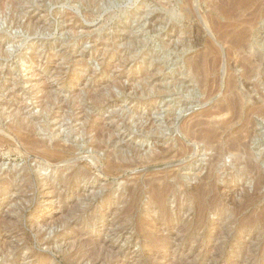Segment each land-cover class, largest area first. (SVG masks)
Listing matches in <instances>:
<instances>
[{
    "label": "rangeland",
    "instance_id": "obj_1",
    "mask_svg": "<svg viewBox=\"0 0 264 264\" xmlns=\"http://www.w3.org/2000/svg\"><path fill=\"white\" fill-rule=\"evenodd\" d=\"M230 1L0 0V264H264V0Z\"/></svg>",
    "mask_w": 264,
    "mask_h": 264
},
{
    "label": "bare ground",
    "instance_id": "obj_2",
    "mask_svg": "<svg viewBox=\"0 0 264 264\" xmlns=\"http://www.w3.org/2000/svg\"><path fill=\"white\" fill-rule=\"evenodd\" d=\"M228 1H230V0H228ZM235 1H236V0H235ZM239 1H240V0H239ZM251 1H252V0H243L244 4H245V2H251ZM220 2H221V1H219V4L216 3V4H217V7H218L220 4L222 5V3H220ZM225 2H227V1H224L223 3H225ZM230 2H231V5H232V0H231ZM230 2H229V4H230ZM237 2H238V1H236V3H237ZM241 2H242V0L240 1V3H241ZM12 3H13V2H12ZM23 3H24V2H23ZM236 3H235V4H236ZM1 4H2V3H1ZM242 4H243V3H242ZM242 4H240V6H241ZM221 5H220V6H221ZM237 5H238V4H237ZM246 5H247V4H246ZM0 6H1V5H0ZM227 6H230V5H227ZM232 6H233V5H232ZM235 6H236V5H234L233 9H234V11L236 12V11H237V10H236V9H237V6H236V7H235ZM247 6H249V4H248ZM3 7H4V6H3ZM10 7H11V6H10ZM213 7H214V6H213ZM217 7H216V10H217ZM230 7H231V6H230ZM243 7H244V5H243ZM258 7H259V6H258ZM0 8H1V7H0ZM14 8H15V7H14ZM223 8H224V6H223ZM225 8H228V7H225ZM225 8H224V9H225ZM235 8H236V9H235ZM244 8H245V7H244ZM256 8H257V7H256ZM219 9H220V8H219ZM233 9H232V8L225 9V10H223V13L225 14V16H227V15L229 16V15L233 12ZM238 9H239V8H238ZM241 9H242V8H241ZM1 10H2V9H1ZM217 11H219V10H217ZM220 11H221V10H220ZM242 11H243V10H242ZM253 11H254V10H253ZM256 11H257V10H256ZM221 12H222V11H221ZM221 12H220V13H221ZM217 13L219 14V12H217ZM233 13H234V12H233ZM237 13H238V11L236 12V14H237ZM252 13H253V12H252ZM221 14H222V13H221ZM236 14H234V15H236ZM250 14H251V13H250ZM237 15H239V14H237ZM242 15H243V14H242ZM262 15H263V14H262ZM223 16H224V15H223ZM230 16H231V15H230ZM244 16H245V15H244ZM263 16H264V15H263ZM237 17H238V16H237ZM247 17H248V16H247ZM253 19H254V18H253ZM3 20H4V19H3ZM243 20H244V19H243ZM248 20H249V19H247L246 22H249ZM254 20H256V19H254ZM7 21H8V20H7ZM239 21H240V20H239ZM244 21H245V20H244ZM250 21H251V20H250ZM213 22H214V21H213ZM251 22H252V21H251ZM6 24H7V23H6ZM10 24H11V23H10ZM219 24H220V23H219ZM219 24H218V25H219ZM231 24H232V23H231ZM216 25H217V24H216ZM216 25H215V27H216ZM223 25H224V24H223ZM223 25L220 24V25H219L220 28L223 27ZM226 25H227V23H226ZM235 25H236V24H235ZM232 26H234V25H231V27H232ZM236 27H237V26H236ZM218 28H219V27H218ZM223 28H224V27H223ZM223 28H222L221 30H223ZM225 28H226V27H225ZM226 29H227V28H226ZM228 29H230V28H228ZM218 30H219V29H217V31H218ZM226 31H227V30H226ZM244 32H245V31H244ZM224 33H225V32H223V35H224ZM219 35L222 36V34H220V33H219ZM225 35H226V34H225ZM225 35H224V36H225ZM238 35H239V37L235 40V43H236V44H240V43L243 41V39H244L243 34L240 35V33H239ZM238 35H237V36H238ZM245 35H246V34H245ZM223 40H224V39H223ZM233 40H234V39H233ZM225 42H226V41H225ZM231 43H234V42H231ZM231 43H229V44H231ZM236 44H235V45H236ZM235 45H233V46L235 47ZM241 45H242V44H241ZM243 46H245V45H243ZM236 47H237V46H236ZM25 48H26V47H25ZM32 48H33V47H32ZM238 48H239V47H238ZM242 48H243V47H242ZM235 49H236V48H235ZM260 59H261V58H260ZM199 60H200V59H198L197 61H199ZM199 64L201 65V62H200V61H199ZM192 67H193V65H192ZM199 67H200V66H199ZM209 68H210V67H209ZM244 68H245V67H244ZM195 69H197V68H195ZM249 69H250V68H249ZM200 70H201V69H200ZM194 72H195V71H194ZM201 72H202V71H201ZM201 75H202V74H201ZM197 76L200 77V74L197 75ZM199 80H200V79H199ZM153 81H154V80H153ZM210 87H211V86H210ZM148 91H149V90H148ZM141 93H142V92H141ZM232 102H233V101H232ZM232 102H231V103H232ZM234 103L237 104L236 101H235ZM234 103H232V104H234ZM230 105H231V104H230ZM224 106H225V105L222 106L223 109H221V111L225 109ZM262 106H263V105H262ZM41 107H42V106H41ZM45 107H46V106H45ZM216 107H217V106H216ZM233 107H235V106H233ZM219 108H221V107H219ZM236 108H238V105L236 106ZM260 108H261V106H260ZM43 109H44V107H43ZM255 109L257 110V107H255ZM255 109L253 110L254 112L256 111ZM258 109H259V108H258ZM259 110H260V109H259ZM262 110H263V109H261L260 111L262 112ZM217 111H218V110H217ZM224 111H226V110H224ZM234 111H235V110H234ZM236 111H238V109H237ZM236 111H235V113H237ZM249 111H250V110H249ZM260 111H258L259 114H261ZM209 113H210V112H209ZM217 113H218V112H217ZM233 113H234V112H233ZM251 113H253V112L251 111ZM251 113H250V114H251ZM262 113H263V112H262ZM210 114H211V113H210ZM248 114H249V113H248ZM250 114H249V115H250ZM263 114H264V113H263ZM236 116H237V115H236ZM262 116H263V115H262ZM234 118H235V117H234ZM236 118H237V117H236ZM237 119H238V118H237ZM248 119H250V118L248 117ZM248 119H247V120H248ZM235 120H236V119H235ZM247 120H246V121H247ZM233 121H234V120H233ZM149 122H150V121H149ZM151 122H152V121H151ZM228 122H229V121H228ZM228 122H227V123H228ZM231 122H232V121H231ZM231 122H230V123H231ZM244 122H245V121H244ZM250 122H251V121H250ZM25 123H26V122H25ZM246 124H247V122H246ZM246 124H245V125H246ZM248 124H249V122H248ZM248 124H247V125H248ZM222 125H223V124H222ZM225 125H226V124H225ZM245 125H244V126H245ZM247 125H246V126H247ZM251 125H252V123H251ZM244 126H243V127H244ZM246 126H245V127H246ZM11 127H12V126H11ZM11 127H10V129H11ZM247 127H249V126H247ZM251 127H252V126H250V128H251ZM221 128L224 129V127H222V126H221ZM221 128H220V129H221ZM241 129H243V128H241ZM31 130H32V129H31ZM31 130H30V132H31ZM204 130H205V129H204ZM239 130H240V129H239ZM239 130H238V132H239ZM9 131H10V130H9ZM199 131H200V130H199ZM209 131H210V130H209ZM214 131H215V130H214ZM217 131H218V130H217ZM241 131H242V130H241ZM243 131H244V132H243L244 134L247 132V131H245V129H244ZM248 131H249V130H248ZM13 132H14V131H13ZM193 132H194V131H193ZM200 132H201V131H200ZM202 132H204V133L206 132V133H207V129H206V131H202ZM210 132L212 133V131H210ZM210 132H209V134H210ZM96 133H97V132H96ZM96 133H95V134H96ZM189 133H190V134H193L194 136H197V135H198V134L195 135V134L192 133V132H189ZM206 133H205V135H206ZM233 133H234V132H233ZM240 133H241V132H240ZM214 134H215V133H214ZM217 134H219V132H217ZM236 134H238V133H236ZM246 134H247V133H246ZM15 135H16V134H15ZM98 135H99V134H98ZM100 135H101V134H100ZM193 135H192V136H193ZM202 135H204V134L202 133ZM227 135H228V134H227ZM241 135H242V134H241ZM17 136H18V135H17ZM199 136H200V133H199ZM246 136H247V135H246ZM246 136H245V138H246ZM24 137H25V135H24ZM24 137H23L22 139H24ZM98 137H99V136H98ZM190 137H191V136H190ZM204 137H205V136H204ZM204 137H203V138H204ZM239 137H240V135H239ZM26 138H27V135H26ZM45 138H46V137H45ZM199 138H201V137H199ZM205 138H206V137H205ZM205 138H204V140L206 141ZM211 138H212V135H210V136L208 137L207 142H210ZM243 138H244V137H243ZM12 139H14V138H12ZM20 139H21V138H20ZM29 139H30V138H29ZM201 139H202V138H201ZM25 140L28 141V138L25 139ZM31 141H33L32 138H31ZM211 141H212V140H211ZM215 141H216V140H215ZM29 142H30V140H29ZM33 142H34V141H33ZM33 142H32V144H33ZM38 143H39V142H38ZM58 143H59V142H58ZM226 143H227V142H226ZM233 143H234V142H233ZM241 143H242V142H241ZM56 144H57V142H56ZM230 144H231V143H230ZM230 144H227V146L230 145ZM234 144L236 145V143H234ZM25 145H26V144H25ZM25 145H24V146H25ZM60 145L62 146L61 143H60ZM225 145H226V144H225ZM237 145H238V144H237ZM21 146H22V145H21ZM26 146H27V145H26ZM67 146H68V145H67ZM69 146H70V145H69ZM232 146H234V145L229 146L231 149L228 147L231 151H232V148H234V147H232ZM242 146H244V145H242ZM19 147H20V146H19ZM64 147H65V146H64ZM31 148H32V147H31ZM68 148H69V147H68ZM95 148H96V147H95ZM95 148H94V149H95ZM236 148H238V147H235V149H236ZM70 149H71V148H70ZM101 149H102V148H101ZM226 151H227V150H226ZM233 151H236V150H233ZM46 152H47V151H46ZM48 152H49V151H48ZM68 154H69V153H68ZM239 154H240V153H239ZM47 156H49V155H47ZM58 156H59V155H58ZM155 157H156V156H155ZM110 158H111V157H110ZM214 158H216V157H214ZM108 160H109V159H108ZM113 160L115 161V159H113ZM44 161H45V160H44ZM109 161H110V160H109ZM109 161H107V164H108ZM48 162H49V161H48ZM54 162H56V161H54ZM218 162H219V161H218ZM93 163H94V162H93ZM115 163H116V162H115ZM105 164H106V163H105ZM110 164H111V163H109V165H110ZM113 164H114V163H113ZM121 164H122V162H121ZM210 164H211V163H210ZM95 165H96V164H95ZM116 165H117V164H116ZM122 165H124V163H123ZM125 165H126V164H125ZM128 166H129V165H128ZM123 167H124V166H123ZM125 167L127 168V165H126ZM0 176H1V175H0ZM65 178H66V177H65ZM1 182H2V181H1ZM1 182H0V183H1ZM261 183H262V182H261ZM13 186H14V185H13ZM23 189H24V188H23ZM0 195H1V194H0ZM102 247H103V246H102ZM4 249H5V248H3V250H4ZM5 252H6V251H5ZM7 252H8V251H7ZM105 252H106V251H105ZM107 252H108V251H107Z\"/></svg>",
    "mask_w": 264,
    "mask_h": 264
}]
</instances>
